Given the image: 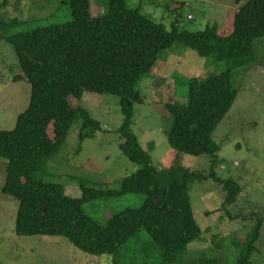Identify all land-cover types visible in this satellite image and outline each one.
Here are the masks:
<instances>
[{"label": "trees", "instance_id": "trees-1", "mask_svg": "<svg viewBox=\"0 0 264 264\" xmlns=\"http://www.w3.org/2000/svg\"><path fill=\"white\" fill-rule=\"evenodd\" d=\"M91 1L64 0L70 5V22L6 38L22 72L14 80L26 79L32 89L29 105L17 117L15 127L0 130V158L7 164L1 193L18 202L15 232L19 237H61L84 254L112 256V264H122L117 260L130 253L139 257L137 264H177L202 235L191 206V185L207 180L222 185L225 210L241 194L236 181L221 180L215 173L221 148L213 133L239 95L233 83L238 80L236 71H243V77L255 67H264V0H235L229 34L230 28L223 31L218 23L203 31L181 30L177 19L186 6L184 0H173L175 21L169 31L142 15L140 7L129 8L127 0H108V14L92 17ZM6 27L3 21L1 29ZM176 46L225 66L217 74L187 80L184 104H165L172 117L165 133L168 146L178 153L209 157L208 176L186 168L162 176L149 156L152 146L145 152L132 131L135 105L143 102L138 81L152 73L161 58L181 53ZM84 92L120 98L123 142L119 148L138 169L120 182L118 190L80 184L81 197L74 199L66 195L63 185L44 182L36 174L60 152L77 116L82 120L81 142L86 130L100 129L87 111L70 104V96L80 99ZM126 195H140L144 201L138 209L112 216L105 225L83 212V205L91 201ZM263 223L264 218H258L236 264H252ZM141 231L150 240L142 247L138 242ZM200 264L218 263L204 260Z\"/></svg>", "mask_w": 264, "mask_h": 264}, {"label": "rangeland", "instance_id": "rangeland-1", "mask_svg": "<svg viewBox=\"0 0 264 264\" xmlns=\"http://www.w3.org/2000/svg\"><path fill=\"white\" fill-rule=\"evenodd\" d=\"M184 1L186 6L177 19L181 30L203 31L206 26L218 23L223 31L230 28L226 32L230 33L235 0ZM127 6L131 9L140 7L142 15L163 25L167 31L175 21L173 0H127ZM108 11V0L91 1L92 17L105 16ZM3 21L7 25L5 30L1 29ZM70 21V5L64 0H0V130L15 127L17 117L29 105L32 89L26 79L14 80L22 72L15 49L6 38L37 27ZM176 47L182 52L170 54L164 60L161 58L152 73L138 81L137 90L143 102L135 105L132 131L145 152L152 146V151L148 153L162 176L169 177L170 172L177 168L199 171L208 176L212 165L209 157L178 153L168 146L165 133L170 128L172 117L165 104H184L188 101L187 80L217 74L225 66L218 61L214 64L190 49ZM239 70L235 74L238 80L233 82L239 95L213 133V140L221 148L215 168L217 177L236 181L242 189L241 194L225 210L226 193L222 185L214 180L191 185V206L202 235L200 240L188 246L177 264H200L204 260L236 264L241 247L258 218H264V67H255L243 77V71ZM69 100L72 107L87 111L97 120L100 129L86 130L87 136L81 142L79 130L82 120L77 116L71 124L66 143L36 174V178L63 185L66 195L74 199L81 197L80 184L120 189V182L138 169L119 148L123 142L119 133L123 123L120 98L84 92L80 99L70 96ZM6 165V161L0 158V264H112V256L84 254L61 237L17 236L18 202L1 193ZM143 201L144 197L140 195L99 199L84 204L83 212L98 224L105 225L114 215L138 209ZM149 241L145 232L141 231L140 247ZM256 249L251 258L252 264H264V223ZM138 259L137 255L130 253L117 262L137 264Z\"/></svg>", "mask_w": 264, "mask_h": 264}, {"label": "crops", "instance_id": "crops-1", "mask_svg": "<svg viewBox=\"0 0 264 264\" xmlns=\"http://www.w3.org/2000/svg\"><path fill=\"white\" fill-rule=\"evenodd\" d=\"M249 72V71H248Z\"/></svg>", "mask_w": 264, "mask_h": 264}]
</instances>
